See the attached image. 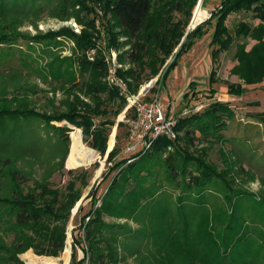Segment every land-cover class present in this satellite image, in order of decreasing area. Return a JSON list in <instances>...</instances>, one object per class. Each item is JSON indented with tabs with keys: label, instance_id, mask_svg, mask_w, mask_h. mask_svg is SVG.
<instances>
[{
	"label": "trees",
	"instance_id": "obj_1",
	"mask_svg": "<svg viewBox=\"0 0 264 264\" xmlns=\"http://www.w3.org/2000/svg\"><path fill=\"white\" fill-rule=\"evenodd\" d=\"M198 3L199 0H0V46L14 42L24 22H37L47 13L62 21L75 19L82 27L80 35L64 28L34 38L47 43V47H60L58 38L62 36L75 44L72 57H55L47 63L50 74L45 76L46 80L62 82L67 96L62 104L65 110L40 113L19 101L20 97H12L15 91L3 95V89L0 95V264H26L21 255L31 249L40 256H59L66 247L72 211L90 186L88 173L71 181L62 192L51 187V174L45 183L28 185L32 178L19 162L23 156L40 155L34 136L54 132L64 147L60 161L64 167L72 130L67 125L53 124L63 121L81 129L86 141L106 154L111 131L127 106L118 91L105 82L106 51L116 50L119 62L132 66L119 74L137 94L144 78L148 82L158 76L171 59L162 74L161 84L165 85L183 56L211 28V47H216L213 58L228 50L233 39L225 22L229 15L244 11L257 23H239L235 34L259 43L249 54H242L234 73L251 84L264 80V0H222L211 20L186 35ZM97 8L106 21L103 34L97 30V20L89 19L91 15L98 16ZM93 50L96 56L92 61L88 53ZM189 87L196 86L192 82ZM243 92L239 86L229 85L228 94L241 96ZM210 97L211 105L203 113L180 119L175 141L160 137L147 151L118 162V145L112 151L108 160L112 165L103 178L110 181L101 195L100 184L87 197L92 198V205L81 218L84 240L75 241L89 253V264H119L136 256L145 264H257L259 255L252 254L246 237L251 235V240H256L260 232L252 236L251 231L259 226L260 218L231 213L230 218L220 222L223 229L214 234L208 214L212 204L200 197L211 190L212 182L226 178L205 160L204 150L196 156L177 144L180 134L187 145H192L197 131L207 140L224 129L222 115L231 112L214 100L213 94ZM134 115L133 110H128L126 119ZM127 126L119 123V129ZM171 191L180 194L175 197ZM99 200L101 205L97 207ZM84 209L82 205L78 216ZM261 216L264 219V214ZM105 217L133 220L139 227L108 222ZM196 222H205V226L200 224L194 230ZM74 251L72 264H85L86 258L79 260Z\"/></svg>",
	"mask_w": 264,
	"mask_h": 264
},
{
	"label": "rangeland",
	"instance_id": "obj_2",
	"mask_svg": "<svg viewBox=\"0 0 264 264\" xmlns=\"http://www.w3.org/2000/svg\"><path fill=\"white\" fill-rule=\"evenodd\" d=\"M221 1L206 0L204 7V0H202V7L209 15L200 25L211 20ZM195 10L196 8L193 11L191 22L193 21ZM97 11L98 16L91 15L89 19L97 20V30L103 34L106 21L102 18V11L99 8H97ZM243 22L257 23L248 12L244 11L228 16L225 25L233 42L228 50L221 51L217 57L213 58L212 56L213 48L216 49V47H211L213 28L210 29L209 34L197 42L192 51L183 56L179 66L175 69L178 70L181 66V72L179 73L180 84L176 87L177 89L172 87L174 82H169L172 74L165 85L161 84L163 70L171 62L170 59L158 76L148 82L146 77L144 78L139 92L153 80H156L147 96L154 97L159 94L161 102L168 107V110L172 109L176 115H179L182 110L192 109L197 105L203 106L204 109L199 112L203 113L211 105L212 98L210 96L212 94L214 95V100L225 104L230 110L231 114L228 112L222 115V121L225 126L217 134V137H210L206 140L203 138L202 133L197 131L193 137L192 145H187V142L182 140L184 138L182 134H180L177 144L182 149H189L190 153L196 156L204 150L205 160L216 167L217 172L226 178V181H222L223 183L212 182L209 186L211 190L206 191L200 197L202 200H209L212 204L208 214L211 223L209 228L212 229L214 234L223 229L224 224L220 222L230 218L231 213L248 217L249 219L260 218V221H257L259 226L253 227L255 229L251 232L252 236H256L254 233L260 232V234L262 233L261 237H258L259 234L256 240L252 241V237L249 235L246 240L250 241L252 245V254L259 255L256 263L264 264V219L261 216V214H264V80L260 83L251 84L247 83L239 74L234 73L241 64L242 54H249L252 48L259 43V41L251 37H240L235 34L236 26ZM64 28L74 30L78 35L81 34L82 30V27L78 25L75 19L62 21L50 17L47 13L37 22H29L28 20L24 22L19 28V37L11 44L0 46V95H2L3 89L6 90L3 95H6L7 92L12 94L15 91L16 94L12 97H20L19 101L27 103L29 108H33L40 113L53 114L56 111L62 112L65 110L62 104L67 99V96L62 91V82L51 79L46 80L45 76L50 74L47 63L51 62L55 57L61 59L72 57L75 44L72 40L63 36L58 38V41L61 42V46L58 48H55V46L47 47V43L34 41L35 37L50 32H58ZM189 33H186V35ZM261 42H264V38ZM101 47H104V44H101ZM124 67L126 69L132 66L125 65ZM105 82L107 83L106 78ZM192 82H194L195 88L189 87ZM230 84L239 86L244 91L243 94L241 96L228 94ZM168 85H171V89H169ZM19 87H22V89L18 92L15 89H19ZM165 89L167 94H162ZM10 97L11 95L8 96V98ZM122 115H127L125 110L119 115L117 123ZM53 124L59 127L67 125L71 130H73V127L77 128L65 121L53 122ZM52 133L34 136L33 141H35L37 153L40 155L38 157L23 156L19 166L30 174L32 178L28 185L34 186L35 182L45 183L51 174L48 180L51 187L62 192L65 191L71 181L77 180L84 172L88 173L90 186L86 188L82 197L84 199L82 205H84L85 209L80 216H78L79 211L76 214L73 213L74 210L72 211V217L67 227L66 245L70 238L72 240V251L69 264L73 262L74 249L77 250L78 259L83 260L86 258L85 264H89V253H85L82 248L75 244L78 239L84 240V231L80 229L81 218L91 210L92 205V198L87 199V197L95 185L101 184L100 195L105 191L110 180L103 181V178L112 165L108 160L117 145L121 151L117 162L121 159L132 157V155L124 152L129 137V127L119 129L117 124L113 127L105 155L95 150L90 144L91 141L87 142L83 134L84 142L97 152L98 159L90 168L72 170L67 167L71 152V132L68 135L70 147L64 167L61 166L62 162L60 164L63 159L64 147L58 141L59 136L57 133ZM112 142V148L110 149ZM78 187H80V183H78ZM171 192L174 193L175 197L180 194L176 191ZM100 205L101 200L98 201L97 207H100ZM105 219L108 222L128 223L134 229L139 227V224L133 220H116L108 217H105ZM200 224L205 226V222ZM200 224L196 222L194 230L199 228ZM84 247L86 248L85 243ZM65 250L66 247L59 256H40L31 249L22 254L21 258L26 264H28V261L25 255L28 253H33L41 258L60 259L64 255ZM121 254L123 255V252ZM119 264H145V262L142 261L141 257L136 256L130 257Z\"/></svg>",
	"mask_w": 264,
	"mask_h": 264
},
{
	"label": "built area",
	"instance_id": "obj_3",
	"mask_svg": "<svg viewBox=\"0 0 264 264\" xmlns=\"http://www.w3.org/2000/svg\"><path fill=\"white\" fill-rule=\"evenodd\" d=\"M95 56L96 50L88 53L92 61ZM105 62L108 70L106 76L108 85L117 90L126 100L125 113L128 110H133L135 113L133 118L126 119V116L123 118V122L129 127V137L124 149L126 154L134 156L145 152L160 137L175 141L179 136L177 126L180 119L204 109L203 106L197 105L192 109L182 110L179 115H176L172 109L168 110V107L161 102L159 94L154 97H140L141 92L136 94L131 91L129 82L119 74V71L125 67L119 62L117 51H106Z\"/></svg>",
	"mask_w": 264,
	"mask_h": 264
},
{
	"label": "bare ground",
	"instance_id": "obj_4",
	"mask_svg": "<svg viewBox=\"0 0 264 264\" xmlns=\"http://www.w3.org/2000/svg\"><path fill=\"white\" fill-rule=\"evenodd\" d=\"M209 13L202 7L201 4H198L194 12V17L192 25L196 26L204 19L208 17ZM123 118V115L121 116ZM70 133L71 137V148H70V157L67 162L68 169H81V168H90L91 165L98 159L97 152L87 145L84 142L83 133L78 128H72ZM110 145V149L112 148ZM68 247L65 250L64 255L60 259L53 258H41L33 253H28L25 255L28 264H69L71 259L72 251V240L69 238Z\"/></svg>",
	"mask_w": 264,
	"mask_h": 264
},
{
	"label": "water",
	"instance_id": "obj_5",
	"mask_svg": "<svg viewBox=\"0 0 264 264\" xmlns=\"http://www.w3.org/2000/svg\"><path fill=\"white\" fill-rule=\"evenodd\" d=\"M199 4H201L202 5V0L200 1V3ZM203 22V21H202ZM202 22H200L198 25H200ZM198 25H196V26H193L192 25V22H191V25H190V28L188 29V32L187 33H189L191 30H195L196 28H197V26ZM155 82H156V80H153L151 83H149L142 91H141V93H140V97H146L147 95H148V93L150 92V89L152 88V86L155 84ZM123 118H124V116H123ZM123 118H120L119 119V121H118V123H117V128L119 127V123L120 122H123ZM72 170V169H71ZM83 200L84 199H82L78 204H77V206H76V208L74 209V214H76L78 211H79V209H80V207H81V205H82V203H83ZM69 245H68V243H67V245H66V248L68 247Z\"/></svg>",
	"mask_w": 264,
	"mask_h": 264
},
{
	"label": "crops",
	"instance_id": "obj_6",
	"mask_svg": "<svg viewBox=\"0 0 264 264\" xmlns=\"http://www.w3.org/2000/svg\"><path fill=\"white\" fill-rule=\"evenodd\" d=\"M183 65V64H182ZM181 72V66L178 68V70H175L173 73H172V75H171V77H170V79H169V82L170 83H172V82H174L173 84H172V87H175V89H177L176 87L180 84V78H179V73ZM168 87H169V89H171V85H168ZM167 91H166V89L163 91V93L162 94H167L166 93ZM164 100V99H163ZM164 102H165V100H164Z\"/></svg>",
	"mask_w": 264,
	"mask_h": 264
}]
</instances>
